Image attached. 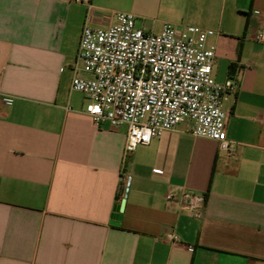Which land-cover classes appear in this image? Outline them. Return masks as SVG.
<instances>
[{"label":"crops","instance_id":"0c3cea01","mask_svg":"<svg viewBox=\"0 0 264 264\" xmlns=\"http://www.w3.org/2000/svg\"><path fill=\"white\" fill-rule=\"evenodd\" d=\"M89 1L93 27L120 11L149 33L214 30L232 149L184 121L127 150L70 86L86 4L0 0V264H264V0ZM178 188L203 196L200 219L166 202Z\"/></svg>","mask_w":264,"mask_h":264},{"label":"built area","instance_id":"2783aa9c","mask_svg":"<svg viewBox=\"0 0 264 264\" xmlns=\"http://www.w3.org/2000/svg\"><path fill=\"white\" fill-rule=\"evenodd\" d=\"M75 1L87 10L70 86L87 98L85 112L94 125H125V147L132 150L190 121L191 134L231 151L222 100L236 84L229 78L217 82L212 75L215 48L208 39L214 30L164 22L158 33H149L136 25L133 14L120 11L114 23L93 27L90 1ZM164 198L189 216L203 215L201 194L178 188Z\"/></svg>","mask_w":264,"mask_h":264},{"label":"water","instance_id":"95a60500","mask_svg":"<svg viewBox=\"0 0 264 264\" xmlns=\"http://www.w3.org/2000/svg\"><path fill=\"white\" fill-rule=\"evenodd\" d=\"M125 196H126V193H124V195L121 198L119 204L115 208L116 209L115 216H114V218L112 220H110V224H112V225H118L119 224V221H120V218H121V215H122V211H123V208H124Z\"/></svg>","mask_w":264,"mask_h":264},{"label":"trees","instance_id":"16d2710c","mask_svg":"<svg viewBox=\"0 0 264 264\" xmlns=\"http://www.w3.org/2000/svg\"><path fill=\"white\" fill-rule=\"evenodd\" d=\"M120 199H121V193L118 195V201H120ZM113 215L115 216V213Z\"/></svg>","mask_w":264,"mask_h":264}]
</instances>
